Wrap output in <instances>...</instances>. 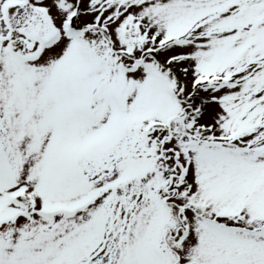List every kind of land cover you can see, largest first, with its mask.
<instances>
[{
  "label": "snow or ice",
  "instance_id": "6c2138e0",
  "mask_svg": "<svg viewBox=\"0 0 264 264\" xmlns=\"http://www.w3.org/2000/svg\"><path fill=\"white\" fill-rule=\"evenodd\" d=\"M0 264H264V0H0Z\"/></svg>",
  "mask_w": 264,
  "mask_h": 264
}]
</instances>
